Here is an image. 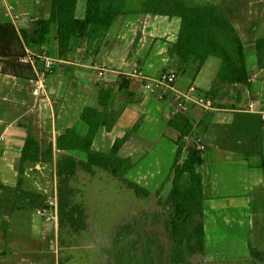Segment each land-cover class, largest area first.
<instances>
[{"label": "crops", "instance_id": "1", "mask_svg": "<svg viewBox=\"0 0 264 264\" xmlns=\"http://www.w3.org/2000/svg\"><path fill=\"white\" fill-rule=\"evenodd\" d=\"M142 1L145 3L146 0ZM185 1L202 5L194 2L197 0ZM85 4L86 0L78 1L77 17L80 19L84 17ZM125 10L126 13L113 22L99 54L93 59L85 55L84 43L78 38L72 40V53L60 58L57 25L52 26L50 42L43 46L25 45L23 48L22 44L10 40L9 34L6 38L0 37V243L5 244L0 248V264H53L52 254L55 264H59L55 244L46 248V241L53 232L35 214L40 208L39 203H23V200L26 194L33 192L45 202V192L50 190L52 179L46 156L48 150H52L54 159L56 138L66 129L76 128L80 135L86 133V125L81 119L83 110L88 106L98 107L101 93L109 92L108 105L103 112L112 129L108 132L105 127L100 128L93 145L95 150L108 153L116 138L123 137L125 132L138 125V131L123 146L121 157L130 159L134 165L131 171L136 169V174L141 175L143 169L151 172L160 169L158 155L148 158L151 153L148 144L171 143L174 157L179 145L185 150L191 147L180 135L176 140L167 134L173 127L170 122L174 91L159 87L151 92L154 97L137 98L139 93L148 91L142 88L140 78L126 79L124 75L139 68L147 76L157 78L163 71L174 70L179 75L175 91H187L195 85L198 94L201 92L206 96L216 78L211 77L212 74L201 75L203 71L210 73L211 59L215 57L209 58L201 68L197 64L186 66L172 50L180 29L179 18L143 14L141 7ZM9 11L19 19L13 20ZM50 14L51 0H6L0 4V25H12L20 31L29 28L36 19L49 18ZM23 51L25 56L21 62L17 56ZM46 57L55 60L53 72L47 78L48 94L55 102L52 106L46 101L38 102L31 92V82L37 72L43 71ZM95 62L108 65L109 71L103 78H98L95 71L86 72L87 66ZM252 66L253 74L249 72L251 87L244 90L241 107L251 115H259L264 111V70L258 68L257 59ZM119 81L127 86L129 94L121 90ZM252 103L254 111L248 110ZM188 104L190 109L185 117L191 124V135L207 145L203 152L206 255L221 250L213 241L215 238L223 241L222 245L226 243L233 248V241L238 238L235 233L221 231L219 236L212 233H218L219 222H236L243 228V247L250 256V247L260 251L251 243L252 236L264 228V126L258 124L260 120L252 119L246 132L245 123L236 121L233 124L237 113L233 110L214 107L204 110L191 102ZM213 128L216 140L225 144L224 147L212 140ZM175 131L178 130L175 128ZM29 133L36 135L42 144V159L35 165L24 164L20 156ZM113 135L116 138L111 140ZM261 142L262 158L253 155ZM49 144H52L50 148ZM142 179L143 184L153 186V190L161 188V182L152 181L147 175ZM223 203H229V209L236 211L238 216L220 218L224 212L217 205ZM12 206H18L16 211L11 209ZM213 247L215 252L210 251Z\"/></svg>", "mask_w": 264, "mask_h": 264}, {"label": "trees", "instance_id": "2", "mask_svg": "<svg viewBox=\"0 0 264 264\" xmlns=\"http://www.w3.org/2000/svg\"><path fill=\"white\" fill-rule=\"evenodd\" d=\"M78 1L51 0L49 18L36 19L29 28L20 31L12 25H0V37L6 38L9 34L10 40L15 41L17 45L22 44L23 48L25 45L43 46L50 42L52 26L57 25L60 58L72 53V40L78 38L84 43L85 55L93 59L99 54L103 40L115 19L125 14L126 10L123 0H86L85 14L80 19L77 17ZM141 13L179 18L181 24L178 37L172 45L176 56L186 66L197 64L199 68L211 57L221 60L217 77L206 95L212 99L213 107L237 112L233 124L236 121L245 123L246 132L252 119L260 120L258 124L263 125L261 116L251 115L241 107L243 92L251 87L246 45L223 5H195L185 0H146ZM253 48L257 66L264 70V37L255 39ZM24 56L23 51L17 59L22 62ZM121 80L123 81L122 77ZM119 84L121 90L129 94L127 86H123L121 81ZM230 95L232 98H229ZM108 100L109 92L106 95L101 93L98 107L84 108L81 119L87 128L85 134L80 135L76 128H69L56 138L55 145L60 151L56 160V175L59 203L58 237L59 245L64 248L61 256L65 250L77 243V237L89 228V216L84 205L76 200L77 190L73 185L79 171L94 176L97 168L105 170L136 197L148 199L152 196L149 189L128 177L134 165L130 159L121 157L123 146L138 131V125L125 132L123 137L116 138L108 153L93 148L100 128L105 127L108 132L112 129L104 119L103 112V109L107 108ZM170 125L180 132L182 138L192 132L191 124L185 116L173 117ZM231 126L232 124L229 125ZM211 138L219 146H225L216 140L214 128ZM212 144L215 145L213 142ZM261 145L262 142L253 153L260 158L263 149ZM42 153L40 139L29 133L21 151V161L27 165H35L42 159ZM203 165L202 152L192 147L185 150L179 145L169 176L165 180L171 184V190L163 196L162 185L156 192V209L151 223H145L141 233L137 228L135 232L125 235V245L132 250L140 246L141 239L143 242L146 240L147 254L152 257L149 264H193L197 258H205L207 237ZM23 203H39L38 206L42 207L44 201L40 200L39 194L32 192L24 196ZM149 228L156 231L151 232ZM250 254L255 259L264 258L262 252L252 247ZM135 258L132 254L131 264H135ZM68 260V257H60L59 264H67ZM204 263L206 264L205 261Z\"/></svg>", "mask_w": 264, "mask_h": 264}, {"label": "rangeland", "instance_id": "3", "mask_svg": "<svg viewBox=\"0 0 264 264\" xmlns=\"http://www.w3.org/2000/svg\"><path fill=\"white\" fill-rule=\"evenodd\" d=\"M194 2H198L202 5H206L208 2L213 4L217 3L226 8L232 22L237 27L239 34L245 42L248 70L250 74H253L252 65L256 61L253 41L257 38L264 37V0H197ZM142 3V0H123L124 9L136 7L143 8ZM211 61L213 64L210 73L203 71L201 76L212 74L211 77L214 76V78H216L217 72L221 66V60L219 58H212ZM20 81L26 83L24 80ZM147 91L149 93H139L137 98H141L144 95L154 97L150 90ZM199 94L205 96V94L201 92ZM164 114L165 113H163V115ZM167 134L173 136V138L177 140L180 132L170 127ZM112 138L114 139L116 136L113 135L111 136V140ZM51 146L52 144L48 145L49 148ZM156 146L157 144H148L147 148L151 150L148 158L152 159L156 155L160 157L161 164L159 166V172H151L143 169L141 170V175H138L135 169L129 173L131 176L128 174L129 178H134L133 180L136 182L139 179V184L141 183L142 186L150 189L152 196L148 199L136 197L133 192L125 188L119 180L111 176V174L105 170L97 168L94 176L79 171L77 177L73 181V185L77 190L76 200L84 205L89 216V228L86 232L78 236L77 243L70 249L65 250V253L61 256V252L64 248L59 245L58 231L54 233L50 226L53 234H51L52 236L49 235L46 241V248L48 249L52 243L55 244L58 262L60 257L64 259L68 257L69 262L67 264H131L130 258L133 254L136 256L134 259L135 264H149L150 258L152 259V257H149L147 254L146 240L143 242L141 239L140 248L137 247L139 248L138 250H136L137 248L132 250V248L126 247L124 237L129 232H135L137 228L138 230L140 229L141 233L145 223H151L152 216L156 209L157 190H153V186L144 185L142 176L147 175L150 177V180L161 182L163 185V196H166L171 190V184L166 183L165 180L170 173L169 166H171L174 161V153L172 152L174 145L164 142L162 145ZM154 147H156L155 150ZM51 151L48 150L46 156L48 157V162H50V174L53 175L55 167L52 160L53 153ZM77 156L81 157L80 154H77ZM217 206L222 208L224 212V215L220 218L223 216H238L236 211L229 209V203H223ZM17 207L18 206H12L11 209L16 211ZM147 216L150 217L147 218ZM232 224L219 222L218 233H212V235L215 236L218 234L219 236L221 231L229 234L235 233L238 238L233 241V248L230 249L226 243L222 245L223 241H219L215 238L213 241L220 245L221 250L213 255H211V253L206 255L204 259L197 258L194 260L193 264H203L204 261L206 264H264V258L263 260H259L251 255L248 256L249 251L243 247L244 237H241V235L244 234L242 232L243 228L236 222H232ZM25 230H27L26 227ZM148 230L151 232L156 231V229L153 228H149ZM48 232L50 233L49 230ZM143 238L146 239V237ZM74 242H76L75 239ZM251 243L257 246L262 253L264 252V228L261 232H257L256 235L252 236ZM135 244L138 245V242ZM4 246L5 244L1 242L0 248ZM49 251L51 250L49 249ZM210 251L215 252V247L210 248ZM54 257L53 254L50 257L53 264H55ZM157 258L158 257H156V259ZM211 258H213V260Z\"/></svg>", "mask_w": 264, "mask_h": 264}, {"label": "built area", "instance_id": "4", "mask_svg": "<svg viewBox=\"0 0 264 264\" xmlns=\"http://www.w3.org/2000/svg\"><path fill=\"white\" fill-rule=\"evenodd\" d=\"M6 0H0V4L4 3ZM11 9V8H10ZM9 16L13 20H18L19 16L13 14L9 11ZM55 66V60L53 58L46 57L44 59V69L41 72H37L35 74V78L31 82V92L33 96L36 98L38 102H48L51 106L54 105V101H52L48 94L47 87V78L50 73L53 72ZM89 71H95L97 73L98 78H103L106 73L109 71V67L105 62H95L91 66H87ZM178 73L174 70L163 71L157 78H152L147 76L143 71L139 68H135L131 73L125 74L124 77L126 79L130 78H140L142 83V88L145 90H150L154 92L159 87H166L172 91H174V104L172 108L173 117L176 116H185L190 109L189 102L193 103L195 106L201 107L204 110H209L213 108L212 99L207 96H201L198 94V88L195 85L189 87L187 91H175L174 86L178 79ZM255 105L254 103L250 104L248 110L254 111ZM262 120L264 121V111L260 112ZM264 126V122H263ZM182 140L186 142L189 146L194 148L199 152H205L207 150V145L202 141V139L193 137L191 134L184 135ZM56 147V145H55ZM60 153L56 148V152L54 155V174L51 179L50 190L46 191V197L44 206L37 208L35 210V214L37 217H40L43 222L49 226L54 228V231H58L59 225V203H58V189H57V175H56V160L57 155ZM1 154V149H0Z\"/></svg>", "mask_w": 264, "mask_h": 264}]
</instances>
